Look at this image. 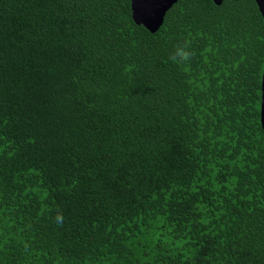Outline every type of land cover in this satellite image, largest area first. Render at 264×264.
<instances>
[{
    "label": "trees",
    "instance_id": "16d2710c",
    "mask_svg": "<svg viewBox=\"0 0 264 264\" xmlns=\"http://www.w3.org/2000/svg\"><path fill=\"white\" fill-rule=\"evenodd\" d=\"M263 62L255 0H0V264H264Z\"/></svg>",
    "mask_w": 264,
    "mask_h": 264
},
{
    "label": "water",
    "instance_id": "95a60500",
    "mask_svg": "<svg viewBox=\"0 0 264 264\" xmlns=\"http://www.w3.org/2000/svg\"><path fill=\"white\" fill-rule=\"evenodd\" d=\"M177 0H130L132 19L146 29L155 32L163 23L167 10ZM220 4L223 0H213ZM264 22V0H255ZM260 124L264 130V62L261 78Z\"/></svg>",
    "mask_w": 264,
    "mask_h": 264
},
{
    "label": "clouds",
    "instance_id": "9594fccd",
    "mask_svg": "<svg viewBox=\"0 0 264 264\" xmlns=\"http://www.w3.org/2000/svg\"><path fill=\"white\" fill-rule=\"evenodd\" d=\"M189 41H185L183 44H176L173 46V52L170 54L169 59L178 65L186 64L191 57L194 55L193 52L189 50ZM62 217H57V222H60Z\"/></svg>",
    "mask_w": 264,
    "mask_h": 264
}]
</instances>
